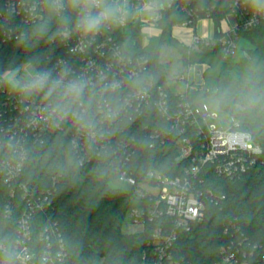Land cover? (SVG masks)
Segmentation results:
<instances>
[{
  "label": "trees",
  "instance_id": "obj_1",
  "mask_svg": "<svg viewBox=\"0 0 264 264\" xmlns=\"http://www.w3.org/2000/svg\"><path fill=\"white\" fill-rule=\"evenodd\" d=\"M185 1L190 8L197 10L199 18L207 17L212 20L213 42L188 47L172 37L173 26L185 19L184 12L176 8V3L163 12L158 22L159 35L150 38L144 48L141 46L142 34L138 24L127 23L124 27L109 29L98 35L99 41L105 42L102 47L105 56L112 58L113 63L117 50L133 57H144L148 60L146 67H155L161 71L160 79L149 98L134 102L126 116L121 118L124 122H117L120 128L111 141L120 149V166L123 165L129 171L138 186L144 183L154 184L155 179L150 171H157L167 178L183 175L191 165V160L176 159L178 142L182 137H188L193 146L198 144V136L193 127L182 133L169 127L167 119L154 105L159 91L166 95L170 112L183 102L193 105L202 96L211 93L214 87L230 81L246 67H250L251 60L257 55L256 51L250 50L232 63L223 58L216 42L222 34L220 21L232 10L234 3H237V17L245 11L249 12L243 0ZM195 22L196 19L192 18L190 24L194 26ZM31 25L29 23L23 30ZM263 25L264 22H261L252 28H239L238 38L259 35ZM19 39L20 33L0 47V79L7 69L17 66L28 56L39 53L49 56L52 61L49 67L57 65L60 57L74 68L81 65L80 59L66 52L67 39L56 38L46 46L41 43L26 52L17 48ZM162 45L175 47L180 52L185 67L202 63L203 84L189 83L182 94L171 91L165 79L163 65L159 61V48ZM213 62L219 66L210 82ZM119 67L125 68L123 64ZM260 69L259 74L264 76V67ZM7 90L6 86H0V103L6 100ZM32 99L43 104L40 97ZM223 113L231 121V128L248 133L261 151L254 155L253 163L236 177L218 175L207 164L201 166L199 177L202 182L196 186L203 203V215L200 221L192 222L188 230L178 234L171 248L172 258L179 264H215L228 251L234 253L238 263L264 264V126L244 122L235 115ZM77 136L69 119L62 125V129L50 128L43 131L39 139L28 140L27 157L20 175L12 184L15 195L10 201L8 214L5 209L7 200L4 198L7 188L2 185L0 177V241L11 239L10 233L15 229L19 215L27 207L20 198L18 184H22L29 191L45 194L48 201V207L44 211L36 210L31 213L32 245H41L38 230L44 222H49L62 238L65 252L63 264H97L99 260L101 264H142L154 254L148 244L150 231L167 218L153 219L144 225L142 231L123 232L122 227L128 220V213L132 209H143L151 202L148 197L139 196L137 186L127 190L110 186L116 171L106 179H98L93 172L96 162L90 157L84 160L75 176L61 174L54 166L58 158L62 159L58 144L63 142L66 145ZM141 139H147L151 143V147L145 152L137 151V142ZM80 143L84 145L83 137H80ZM4 151L0 149V166L9 157ZM2 259L0 252V260ZM12 264H16L15 260Z\"/></svg>",
  "mask_w": 264,
  "mask_h": 264
},
{
  "label": "built area",
  "instance_id": "obj_2",
  "mask_svg": "<svg viewBox=\"0 0 264 264\" xmlns=\"http://www.w3.org/2000/svg\"><path fill=\"white\" fill-rule=\"evenodd\" d=\"M175 3L176 8L184 12L185 19L173 28L191 29L192 18L196 21L201 19L197 10L190 8L185 0H175L173 5ZM10 4H16L17 8H20L19 0H0V47L5 41L16 38L29 23H33V20L23 12H18L15 17H9L6 13V5L10 6ZM236 4L232 5V10L229 12L234 15L235 25L227 30L220 29L222 34L216 40L224 59L233 56L236 52L239 28L248 29L264 22V16H253L246 11L237 17ZM162 14L158 18L133 16L122 27L127 23L138 24L142 34L141 46L144 48L150 38L159 35L158 22ZM98 35L86 48L80 46L76 36L67 39L66 52L80 59L81 62V65L73 69L77 74H83L93 80L103 74H107L109 79L122 78L126 69L119 67L120 64H116L117 67L114 66L112 58L105 56L102 49L105 42L99 41ZM213 41V38L205 39L194 34L191 42L186 46L196 47L200 43ZM118 52L116 50L115 54ZM64 63L65 60L60 57L56 64ZM190 66L186 68L190 69ZM176 79L185 82L186 87L189 85L183 74H179ZM149 96L150 94L144 98L148 99ZM5 98L6 100L0 103V149L5 150L9 157L0 166V177L2 185L7 188L4 198L7 200L5 209L8 214L10 201L15 195L12 184L20 175L23 162L27 157L28 140H37L43 131L50 128L60 130L62 126L52 127L49 122L41 121L39 117L43 114V104L35 102L32 98L20 97L11 90L6 91ZM165 98L166 95L159 91L154 105L167 119L169 127L179 133L193 127L197 133L196 146L192 145L188 137H182L177 145L176 159H190L191 165L183 175L172 178L161 176L157 171H150L155 179L154 184L144 183L138 186L123 165L117 168L114 177L115 181L129 188L137 186L136 192L139 196L148 197L151 202L143 209H132L128 213V221L137 228L136 232L142 231L144 225L153 219L167 218L150 231L148 244L152 247L154 254L153 257L146 258L142 264H179L173 260L171 248L178 234L188 230L192 222L200 221L203 215V203L196 186L202 182L199 177L201 166L207 164L218 175L236 177L253 163L254 155L261 151L260 146L252 141L248 133L232 129L231 123L224 129L206 125L210 114L201 102H195L193 105L183 102L176 110L170 112ZM213 116L215 117L216 114ZM18 188L21 191L20 198L25 201L27 207L19 215L15 229L10 233L11 239H6L5 242L0 241V249L12 250L15 253L16 264H63L64 246L53 224L44 222L39 228L38 237L41 243L39 247L31 244L33 227L30 216L33 211H44L48 207L47 196L29 191L22 184H18ZM153 189H156L155 193ZM222 255L220 261L215 264H243V262L238 263L234 253L230 251Z\"/></svg>",
  "mask_w": 264,
  "mask_h": 264
},
{
  "label": "clouds",
  "instance_id": "obj_3",
  "mask_svg": "<svg viewBox=\"0 0 264 264\" xmlns=\"http://www.w3.org/2000/svg\"><path fill=\"white\" fill-rule=\"evenodd\" d=\"M175 0H19L6 5L9 17L18 12L33 20L32 25L20 32L17 48L26 52L41 43L45 46L60 38L76 36L86 48L109 29L121 28L133 16L158 18ZM253 15L264 16V0H243ZM116 64L126 71L122 78L109 79L107 74L95 80L77 74L72 65H52L46 53L28 56L15 67L7 69L0 86L23 98L40 97L43 101L41 121L59 127L69 119L78 136L66 145L58 144L62 159L54 162L63 175L75 176L84 160H95L93 169L98 179L111 176L121 164L118 145L111 143L120 128L118 121L125 117L131 105L148 96L158 83L161 71L146 67L148 60L129 53L115 54ZM256 66L246 67L230 81L212 89L209 103L217 110L235 115L244 122L264 126V76ZM122 123L124 121H121ZM84 139V145L80 143ZM151 147L147 139L137 142V151ZM82 152L84 153L82 155ZM0 264H12L15 253L0 249Z\"/></svg>",
  "mask_w": 264,
  "mask_h": 264
},
{
  "label": "rangeland",
  "instance_id": "obj_4",
  "mask_svg": "<svg viewBox=\"0 0 264 264\" xmlns=\"http://www.w3.org/2000/svg\"><path fill=\"white\" fill-rule=\"evenodd\" d=\"M227 16L231 18V25L233 27L236 23L234 15L232 13H228ZM260 29L261 32L259 35L251 34L245 36V38L243 39L239 37L236 42L237 48L235 54L227 58L226 60L235 63L241 56L252 50L256 51L257 55L251 60V66H256L258 68L264 67V25ZM159 61L163 65L165 79L168 82V87L174 93L182 94L186 89L185 82L176 79L179 74H183L185 76V79L188 80V82L191 84L193 83L195 85H201L204 82V65L202 63H194L190 66V69H187L182 63L180 52L173 46L162 45L159 48ZM218 66V64L214 63V65L210 68V82H212V78L216 73ZM6 75L7 71L2 74V77ZM211 94L212 92L205 94L196 102H201L202 104H204L210 114V117H208L206 120V125L210 127L214 126L217 129H224L231 123V121L223 113V111L217 110L209 103ZM213 114H216V116L214 117ZM110 186L121 188L123 190L129 189L128 186L118 183L114 179L110 181ZM153 192L155 193L156 189H153ZM122 231L126 233H132L136 232L137 228L130 224L128 220H126L122 227ZM97 264H101V260H99Z\"/></svg>",
  "mask_w": 264,
  "mask_h": 264
},
{
  "label": "crops",
  "instance_id": "obj_5",
  "mask_svg": "<svg viewBox=\"0 0 264 264\" xmlns=\"http://www.w3.org/2000/svg\"><path fill=\"white\" fill-rule=\"evenodd\" d=\"M231 18L229 16H225L220 21V29L227 30L232 25ZM200 35L205 39L213 38L214 29L213 22L209 18H201L198 19L195 25L191 29H185L180 27L172 28V37L183 45H188L191 42L192 35Z\"/></svg>",
  "mask_w": 264,
  "mask_h": 264
}]
</instances>
